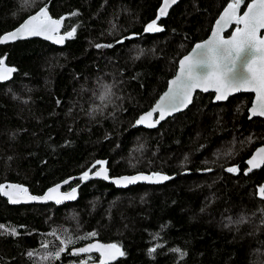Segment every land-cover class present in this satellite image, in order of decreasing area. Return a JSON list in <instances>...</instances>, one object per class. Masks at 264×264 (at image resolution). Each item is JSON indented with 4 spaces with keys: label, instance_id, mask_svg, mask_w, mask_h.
<instances>
[{
    "label": "trees",
    "instance_id": "obj_1",
    "mask_svg": "<svg viewBox=\"0 0 264 264\" xmlns=\"http://www.w3.org/2000/svg\"><path fill=\"white\" fill-rule=\"evenodd\" d=\"M228 1L178 0L158 21L163 31L145 33L161 0H0V34L46 3L64 30L76 29L61 46L40 38L0 44V59L16 69L0 82V184L38 194L97 161L110 175L171 176L125 188L75 177L63 189L77 186V198L60 205H12L0 194V224L19 233L0 234V264H47L41 256L68 236L76 242L51 264L95 263L97 253L71 251L93 239L125 253L106 264H264V198L256 194L264 164L243 172L264 143V119L247 116L251 95L213 102L196 92L155 128L133 126ZM106 86L112 95L102 101Z\"/></svg>",
    "mask_w": 264,
    "mask_h": 264
},
{
    "label": "snow or ice",
    "instance_id": "obj_2",
    "mask_svg": "<svg viewBox=\"0 0 264 264\" xmlns=\"http://www.w3.org/2000/svg\"><path fill=\"white\" fill-rule=\"evenodd\" d=\"M178 0H163L162 6L158 10V14L154 20H152L144 28L145 33H159L163 31V28L158 26V21L168 14V10L172 5H175ZM244 0H233L224 9L219 19L216 21V26L213 28L211 37L203 43L197 44L190 55L184 56L179 61L180 70L175 79L169 81L168 91L160 98V101L147 113L140 116L136 121L137 125L146 124L147 127L153 128L161 120H164L166 116H169L175 112L181 111L186 108L192 101V95L195 89H202L207 92L210 87L215 88L217 93L216 100H226L230 92H239L243 90H251L256 93V101L250 111V119L254 116L264 117V38L258 35L261 29H264V0H252V3L248 4L247 11L244 14L238 15L241 4ZM76 15V13H73ZM63 19V18H61ZM235 23L237 25L236 30L233 32L230 38L225 39L221 33L230 24ZM61 24L60 19H53L49 16L47 6L39 9L35 15H30L23 23H21L14 30L0 35V44H6L8 42H14L19 39L29 37L43 36L46 40H54L57 44H63L66 39H71L76 33V29L66 32L64 35H59V26ZM243 25V27H239ZM125 39H128L127 37ZM117 43H123V41H117ZM97 49L103 47H113V45L96 44ZM203 53L204 59H198V55ZM244 55V68L246 74L243 76H234L228 78V73L232 72L237 61ZM203 63L207 65V72L204 75H198L194 71L196 64ZM4 61L0 59V66H3ZM7 73H12L15 69H4ZM9 75L0 74V80H8ZM111 89L105 87L103 95L100 97L102 101L110 100ZM159 112V119L152 120L153 114ZM259 157V160L257 159ZM96 164L101 165L100 169L94 173V175L103 177L108 180L109 176L107 169L103 166L104 161H97ZM250 167L247 169L251 172L254 168H258L261 164H264V148L257 150V155L253 156L248 161ZM96 165H93L95 168ZM91 169L82 173L79 177L81 181L88 180L90 178L89 173ZM205 171H211V169H205ZM226 171L235 173L238 171L236 167H229ZM70 178L64 180L63 184H69ZM171 177L163 175L161 173H152L145 175L143 173L122 176L113 180V183L118 186H128L136 184L140 181H146L149 183H161L169 180ZM61 184H56L50 188L44 196H32L28 194V189L22 185H4L0 184V193L7 196L10 203L18 204L22 202V198L27 201H55L56 204H61L63 201L76 199V188H72L71 192L61 193ZM5 188L9 190H5ZM259 196L264 198V186L259 188ZM0 229H4L3 233L11 236H16L19 233L16 228L5 229L4 225L0 224ZM51 235L55 236L53 232ZM96 233L92 232L83 237L77 239H88L89 237H95ZM59 239V237H57ZM155 239V237H154ZM76 241L68 236L65 239L59 241L62 247H59L55 252H45L41 256V260L51 264L52 261L58 260L61 253L65 252V249L74 244ZM52 242L45 241L41 247L48 249ZM159 247V246H157ZM105 250L108 252V259L114 260L116 256H123L125 253L116 244L101 245L99 243H90L86 247L73 250V255H80L82 253H91L93 251L100 252L101 256L105 255ZM156 247L149 249V253H155ZM174 252H179V249H173ZM29 257L35 255V251H29L27 253ZM81 264H88L87 261H81ZM101 264H106V261H102Z\"/></svg>",
    "mask_w": 264,
    "mask_h": 264
},
{
    "label": "water",
    "instance_id": "obj_3",
    "mask_svg": "<svg viewBox=\"0 0 264 264\" xmlns=\"http://www.w3.org/2000/svg\"><path fill=\"white\" fill-rule=\"evenodd\" d=\"M232 2H233V0L228 1V2H227V3L221 8L220 12L218 13V15H217V16L215 17V19L213 20V22H212V24H211V27H210V30H209L208 34H207L203 39L194 42V43L192 44V46L189 48V50H188L187 52H185L183 55H181V56L179 57V59L177 60V67H176L175 73H174L171 77L168 78V80H167V84H166L164 90L158 95V97H157V98L155 99V101L151 104V106H150L149 108H147L146 110L140 112V113L136 116V118L134 119V122H133V126H134V127H143V128L151 129V128L147 127L146 124L137 125V124H136V121L140 118V116H142V115H144L145 113H147L148 111H150V110H151V109L157 104V102L160 101V98H161L162 96H164V94L168 91V88H169V81L175 79L176 75L178 74V72H179V70H180L179 61H180L181 59H183L184 56L190 55V54L192 53L193 49L195 48V46H196L197 44L203 43L204 41L208 40V39L211 37V35H212V31H213V28L216 26V21L219 19L220 15L223 13V11H224V9L227 7V5H228L229 3H232ZM250 3H252V0H249L246 4H244V2H243V3L241 4V6H240L239 11H238V15H241V16H242V15L244 14V12L247 11V6H248V4H250ZM162 4H163V0H161L160 4H159V6H158L157 14H158V10H159V8L162 6ZM48 5H49V4L46 3V4L42 5V6H40V7H39L38 9H36L35 11H33V12H31L30 14L26 15V16H25V17H24V18H23V19H22V20H21L16 26H14L13 28H11V29H9V30L3 32V33H1L0 35H3V34H5V33H7V32H10V31L14 30V29L17 28L21 23H23L24 20H26L30 15H35V13L38 12L40 8L45 7V6H47V11H48V14H49V16H50L51 18H53V19H60V20H61V24H60V26H59V35H64L66 32L72 31V29H67V30L65 29V30H64V28H63V21H64V19H61V18H63V17H62V16H59V17H54V16H52V15L50 14L49 10H48ZM172 6H173V5H172ZM172 6H171V7H172ZM171 7H170V8H171ZM170 8H169V9H170ZM168 11H169V10H168ZM156 16H157V15H156ZM236 27H237V25L233 22V23L230 24L227 28L224 29V31L221 33V35H222L225 39L230 38V37L232 36L233 32L236 30ZM239 27H243V25H240ZM258 35L261 36L262 38H264V32H263V29H261V30L259 31ZM30 38H40V39H42V40H45V41H47V42H49V43H52L53 45H57V46H61V45L64 44V43H63V44H57V43L54 42V40H46V39H44L43 36H40V37H29V38H24V39H19V40H25V39H30ZM16 41H17V40H16ZM14 42H15V41H14ZM64 42H65V41H64ZM8 43H12V42H8ZM6 44H7V43H6ZM197 58L200 59V60H203V59H204L203 53L201 52V53L198 55ZM1 59L4 61V64H3V66H0V74L9 75V79H11L15 71L9 74V73H7L6 71H3V70H4V69H8V68L15 69V67L12 66V65L7 64V63L5 62V57H2ZM15 70H16V69H15ZM207 70H208V69H207V65H206V64H203V63H199V64H196V65L194 66V71H195L198 75H201V76L204 75V74H206ZM245 74H246V69L244 68V55H242V56L240 57V59L237 61L235 67H234L233 70H232V72L228 73V78L231 79V78H233L234 76L239 77V76H243V75H245ZM9 79H8V80H9ZM8 80H0V82H6V81H8ZM196 92L212 93V94H213V95H212V101H213V102H221V101H225V100H221V101H217V100H216V95H217V93H216V91H215V88H212V87H210L209 90H208L207 92L203 91L202 89H195L194 92H193V95H192V99H193V96H194V94H195ZM241 92H248V93H251V94H252V97H251L250 103H249V105H248V107H247V116L250 117L251 114H250V111H249V110L253 107V104H254V102L256 101V93H255L254 91H251V90H243V89H242V90L239 91V92H230V94L228 95V97H229V96H232V95H234V94H237V93H241ZM191 102H192V101H191ZM190 104H191V103H190ZM190 104H189V105H190ZM189 105H188V106H189ZM188 106H187V107H188ZM187 107H186V108H187ZM184 109H185V108H184ZM184 109H182L181 111H183ZM181 111H178V112H181ZM178 112H175V113H173V114H171V115H169V116H166L165 119H166L167 117H170V116H172V115L178 113ZM254 117H260V118H263V119H264V117H261V116H254ZM151 119H152L153 121L159 119V112H158V111L155 112V113L153 114V117H152ZM165 119H164V120H165ZM164 120H161L158 124H156V126H158V125H159L162 121H164ZM156 126H155V127H156ZM155 127H153V128H155ZM260 148H264V143L259 144V145H257L256 147H254V149L251 151V154L245 159V165H246V166H245V168H244V170H243V172H244L245 174L248 173L247 169L250 167V165L248 164V161H249L250 159H252L253 156H256V155H257V150L260 149ZM257 159L259 160V157H257ZM262 165H263V164H261V166H262ZM261 166H260V167H261ZM100 167H101V166L96 167L94 170H92V171L89 173V176H90L89 179H93V178L102 179V180H104V181H106V182H108V183H111V184H112L114 187H116V188H125V187H128V186H131V185H128V186H118L117 184L113 183V180H114V179L119 178V177H122V176H132V175H137V174H140V173H143V174H145V175H150V174H152V173H161V174H163V175H167V176H169L168 174H166L165 172H162V171H149V172H146V171H138V172H134V173H126V174L124 173V174H119V175H110V174H109L108 167H107V166H104V167L107 169V173H108V176H109V179H108V180H105V179H103V177H99V176L94 175V173H95L96 171H98V170L100 169ZM260 167H258V168H260ZM258 168H254L253 170L258 169ZM81 175H82V174H78V175H73V176L66 177V178H64V179H62V180H60V181H58V182H55V183L51 184L50 186H48L47 188H45L41 193H38V194L31 193V192L28 190V194H29V195H32V196H40V197H42V196L45 195V193H47V191H48L50 188L54 187L56 184H61V185H62V187L60 188V192H61V193H68V192H71L72 188H76V189H77V192H76V198H77V196H78V187H77V186H71V187H69V188L63 189V187H65V186L67 185V184H63V181H64V180H68V179H70V178L80 177ZM169 177H171V176H169ZM70 181H71V180H70ZM163 182H165V181H163ZM137 183L156 184V183H149V182H146V181H140V182H137ZM137 183H136V184H137ZM161 183H162V182H161ZM4 185H22V186H24L25 188H27L25 185H23V184H21V183L11 182V181L6 182ZM133 185H135V184H133ZM261 186H264V179L262 180V182H261V183L257 186V188H256V194H257V196H258L259 198H261V197L259 196V188H260ZM27 189H28V188H27ZM5 190H9V189L5 188ZM0 194L2 195L3 198L6 199L7 203L12 204V205H19V204H32V203H43V204H44V203H52V204H56L55 201H46V202H45V201H27V200L24 199V198H22V202H21V203L13 204V203H10V202H9V199H8L7 196H4L2 193H0ZM71 201H74V200L63 201L62 203H65V202H71ZM62 203H61V204H62ZM56 205H58V204H56ZM59 205H60V204H59ZM90 243H99V244H101V245H105V246L110 245V244H114V243H110V242H104V241H101V240H98V239H93V240H91V241L86 242L85 244H83V245H81V246H78L77 248H73V249H71V251H73L74 249H78V248L86 247V246H87L88 244H90ZM120 249H121V248H120ZM91 253H97V254L99 255V259H98L95 263H93V264H101L102 261H106V263H109V262L113 261V260L107 258V256H108V252H107V250H105V255H104V256H101L100 252H97V251H93V252H91ZM118 257H119V256H116L115 259H117ZM115 259H114V260H115Z\"/></svg>",
    "mask_w": 264,
    "mask_h": 264
},
{
    "label": "flooded vegetation",
    "instance_id": "obj_4",
    "mask_svg": "<svg viewBox=\"0 0 264 264\" xmlns=\"http://www.w3.org/2000/svg\"><path fill=\"white\" fill-rule=\"evenodd\" d=\"M246 93H248V92H246ZM249 94H250L251 97H252V94H251V93H249ZM251 97H250V100H251ZM253 149H254V148H253ZM250 154H251V153H250ZM250 154H249V155H250ZM249 155H248V156H249ZM248 156H247V157H248ZM247 157H246V158H247ZM245 166H246V165H245ZM245 166H244V168H245ZM263 179H264V178H263ZM263 179H262V180H263ZM261 182H262V181H261Z\"/></svg>",
    "mask_w": 264,
    "mask_h": 264
},
{
    "label": "bare ground",
    "instance_id": "obj_5",
    "mask_svg": "<svg viewBox=\"0 0 264 264\" xmlns=\"http://www.w3.org/2000/svg\"><path fill=\"white\" fill-rule=\"evenodd\" d=\"M98 260V259H97Z\"/></svg>",
    "mask_w": 264,
    "mask_h": 264
}]
</instances>
